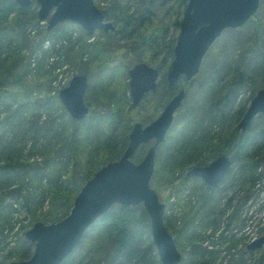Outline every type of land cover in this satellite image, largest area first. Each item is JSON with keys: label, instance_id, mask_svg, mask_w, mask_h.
<instances>
[{"label": "rangeland", "instance_id": "rangeland-1", "mask_svg": "<svg viewBox=\"0 0 264 264\" xmlns=\"http://www.w3.org/2000/svg\"><path fill=\"white\" fill-rule=\"evenodd\" d=\"M147 1L149 3L143 5L140 0H97V4L108 9L123 4L119 8L129 15L139 18L147 32L165 26L167 27L165 39L173 38L176 42L181 20L179 7L176 8V0ZM17 5L20 6L19 4ZM21 7L27 8L25 11L29 12V15L33 14L36 16V20L33 19L31 22L28 20L27 23L26 15L22 13L20 15L22 16L20 24L14 29V33H19V37L17 38L14 35L15 39H13L6 36L5 50L1 57L5 59L7 66L12 65L9 68L13 69L12 73L18 72L20 74V87L22 88L18 90L17 97L14 100H12L13 98L8 100V102L10 101L9 107L6 104H0V118H4L8 114L7 109L12 112L21 103H28L29 107L22 106L16 113L17 121L21 123L25 119L32 120L29 117H34L33 119L44 122L61 113L60 108L58 109L56 106L55 109L57 110L55 111L53 109L54 106L51 105H55L54 98L51 95L53 90L52 81L59 79L60 82L62 79L68 78V82L61 86V88L66 87L72 77L85 71L86 67H81L82 61L80 59V52L83 50L84 43L94 42L97 39L104 41L106 38L104 39L100 36L101 30H96L92 35H88L82 27L69 20L61 21L51 29H47V21L44 22L38 19V3L32 1L28 6ZM175 8L177 9V15ZM2 15L3 13L0 12V17ZM16 16H18L16 12L9 15L13 24L17 21ZM254 17L256 21H253ZM108 21L112 22L111 20ZM11 31L12 29L10 28L5 32ZM46 40L50 42L48 48L45 47ZM122 42L124 41L122 40L120 43ZM7 48H9V51L6 50ZM95 48L96 46H90L91 51H95ZM36 50H39L37 55H35L36 62L34 66L36 67H32L29 57ZM42 51L45 53H42ZM89 57L90 53H85L82 60L87 61ZM62 60H66V63L70 64L62 65ZM91 70L92 73L88 76V82L92 88L91 90L86 89L84 92V102L87 105L89 104V111L85 117L81 120L72 119L76 123H69L66 116L69 114L64 109L66 113L63 116L64 120L61 121L62 117L56 116L55 121L57 123L53 126V128L57 129L62 128L60 132L54 130L49 132L46 137V133L41 127L37 126L36 132L33 129L29 130L25 135L26 142L23 149L21 148L17 153H14L15 155L11 158H14L12 161L16 159L21 163L36 164L45 162L49 167L53 165L55 172L50 184L47 175L48 171L40 174L36 169H29L27 172L21 170L19 175L6 184L7 187H1L0 264H9L15 261L18 250H22L24 255L30 258L34 251V243L26 239L25 231L37 221H46L45 223L47 224L51 223L47 221L51 220L54 214L58 218L62 216L61 213L57 214L56 211L53 212L51 210L49 187H63L61 192L70 197L76 188L75 182L69 180L73 168L76 167L78 169L75 163L79 162L82 164L86 168L85 173L94 174L97 169L106 164V160L113 152L114 143L120 144L121 137L118 133L121 129V124H125L123 125L125 127L130 125L127 132L129 133L135 122L144 123V112L140 109V104L136 105L134 106L136 112L130 113L119 120V123L116 124L112 131L116 136H112L113 138L109 139L110 128L115 123L111 108L119 106L120 113L123 114L129 110L126 100L131 103L128 69L125 75L115 74L111 67H103L102 69L91 67ZM217 73L218 76H216ZM239 73H241V80L245 85L237 99L234 101L223 100L220 103L213 104V113L217 119L216 123L213 124V141L219 143L220 146H224L225 141L221 139H224L228 130L237 129L235 130V132H238L237 134L242 132L241 129L237 128L241 119L238 117L239 109H241L242 104L245 105L246 99H248L249 103L255 93L264 87V0H260L259 6L251 19L241 26L224 29L212 43L203 56L198 73L194 76L192 82L185 87L186 95L174 118H178L179 113L185 109L196 106L203 98L201 85L203 84L202 79L206 76L213 75V82L218 83L221 87V85H227L233 80H237ZM159 79L155 91L148 94V96L154 94L155 96L153 97L156 102L160 99L159 95L165 90L164 84L159 83ZM8 82L9 79L5 77V70H3L0 73V89L5 90L7 86L10 87ZM180 82H183V79ZM10 89L13 90L14 87ZM179 91L180 89H178L177 93ZM40 100L42 101L39 102ZM92 103L95 105L99 103L100 110L98 109L96 115L101 117V121H91V118L96 113L92 110ZM164 106L155 108L151 118H149L150 120L148 119L149 122L159 116ZM27 108L30 109L28 110ZM260 115L262 116L255 118L250 123L252 133L259 134L257 141L263 144L259 154L264 151V132H261V121H264V119L262 120L264 113H260ZM78 121H83L84 126L90 128L91 132L94 133V139L89 146L80 150L77 156L73 154L70 143H75L78 140L77 133L73 132V129L77 127ZM70 132L72 134L67 137V133ZM220 135L223 138L220 139ZM9 138L13 140L14 136ZM19 141H17L19 146L24 144H19ZM152 142L139 146L135 153L138 151L142 158ZM235 146L232 143L226 148L225 152L230 157L237 150ZM215 150L212 149L208 162L219 154H216ZM251 150L253 151V147H251ZM208 152V149L202 151L201 160ZM259 154L256 153L255 158L259 159ZM0 159H6V157H1ZM186 160L188 161L187 164L175 169V181L173 183L157 184L154 178L151 180V186L155 189L160 202L165 205L164 213L170 218L171 223L168 226L172 230L171 234L173 237H178L177 249L181 256L179 264H258L264 252V242L260 247L253 250H248L247 245L264 236V174L253 187L251 182L248 180L243 182V178L238 177L239 167L237 163L234 162L232 164L219 191L222 195L220 204L213 209L212 219L215 221L210 225L200 227L197 236L194 238L199 251L192 252L193 247L191 244L187 245L184 242L185 236L180 232V228L183 225L184 205L187 204L188 208L196 209V198L189 195V187L199 184V182L194 181L198 178L190 177L189 179H193L186 183L187 189L179 191V194L172 193L173 187L179 184L182 175L190 167L198 165V162L190 158V156ZM263 170L264 166L259 165L257 171L262 174ZM41 177L46 178V180H41ZM198 180L201 181V179ZM83 184L81 185L83 186ZM14 187H22V192H10V189ZM6 189H8L7 193L4 192ZM249 193L251 194L248 199L239 204L240 198ZM178 199L181 200V205L176 204ZM68 205L66 204V211L68 210ZM89 227L86 229L87 232L90 229ZM96 236L97 234L91 232L88 244ZM145 237L138 238L139 250H146L150 245L148 240L152 241L151 234L150 238H147L146 235ZM99 239L101 242L99 243L100 246L97 244L98 251L103 252L106 243L103 237ZM81 245L79 247L76 246L72 253L76 259H81L82 257L87 259V244L83 241ZM150 249V247L147 249L149 254L151 253Z\"/></svg>", "mask_w": 264, "mask_h": 264}, {"label": "trees", "instance_id": "trees-1", "mask_svg": "<svg viewBox=\"0 0 264 264\" xmlns=\"http://www.w3.org/2000/svg\"><path fill=\"white\" fill-rule=\"evenodd\" d=\"M140 2H142L143 5L149 3L147 0H140ZM175 3L177 4L176 8L179 7L178 10L182 15L185 4L184 1L176 0ZM122 5L119 4L115 7H110L111 9H102L105 18L107 20H111L115 28L107 32L100 31V36L104 39L106 38L104 41H99L97 39L94 42L84 43V47L82 48L83 50L81 49L82 52H80V59L82 61L81 67H86L83 73L87 76L92 73L91 67H95L97 69L111 67L115 74L122 75H125L127 69L138 62H145L158 67L160 70L159 83L164 84L165 90L161 95H159L160 99L157 100V102L153 97L155 95L151 94L149 95L151 97L145 95L139 105L140 109L144 112V123H147L149 122V118H151L155 108L157 109L158 106H164V104L170 99L171 95L177 92L181 85L187 87L192 82L193 78L190 82L182 83L180 86L177 85L176 87H169L167 85L165 80L166 71L169 69L171 60L173 59V49L175 45L174 39H165V35L167 33V27L165 26H162V28H156L154 31L147 32V29L143 27L139 18L129 15L119 8ZM147 7L149 6L147 5ZM25 9L27 8L18 6L13 0H0V12L3 13L0 17V73L5 70V77L9 79L8 84H10V87L7 86L5 90L0 89V104H6L8 105L7 107H9L10 103L8 100L10 98H13L12 100H14L15 97H17L18 90L22 88L20 87L21 76L18 72L12 73L13 69H9L12 65L7 66L5 59H3L1 55L5 50L4 46L6 36L12 37L13 39H15L13 37L14 35L17 38L19 37V33H14V29L20 24V19L22 18L20 15L22 13L26 15V17H24L27 19V23L28 20H30V22L33 19L36 20V16L33 14L29 15V12H26ZM15 12L18 13V16H16V23L13 24L9 15ZM253 21H256L255 17L253 18ZM175 22L177 21L175 20ZM255 23L257 24V22ZM10 28L12 29L11 32H5ZM122 40L124 42L120 43ZM90 46H96L95 51H91ZM98 47L100 48L97 49ZM6 50L9 51V48ZM85 53H90V57L87 61L82 60ZM61 63H66V60H62ZM67 64L70 63L67 62ZM216 76H218V73ZM212 77L213 75H208L202 79L203 84L201 85V94L203 95V98H201L196 106L187 108L183 112L179 113V117L174 119L170 129L168 130L166 140L156 150L152 179L154 178L157 184L173 183L175 181V169L187 164L188 161L186 158L188 156L196 160L198 164L204 165L208 163V158L211 156L212 149H216V154L221 153L224 152L232 143L236 145L235 147H237L236 152L232 155V159L239 167L238 177H242L243 182L248 180L254 187L256 182L264 174V170L262 174L257 171L259 165L264 166V151L259 154L260 150L263 148V144L257 141L260 135L252 133V127L249 126L245 132H241L240 134H237V131L235 132L237 129L228 130L224 139H221L223 136L220 135V139L225 141L224 146H220L219 143H215L213 141V124L217 121L213 113V104L220 103L223 100H236L245 84L241 80V73L238 74L237 80H233L227 85H221V87L218 83L213 82ZM11 87H14V89L11 90ZM91 88V84L88 83L87 89L91 90ZM41 101L42 100L39 102ZM54 101L55 105H51L54 106L53 109L55 111L57 110L55 109L56 106L58 109L60 108L61 113H58L56 116L62 117V121L64 120L63 116L66 115V113L64 112V108L57 97H55ZM126 102L129 106L128 112L121 114L119 106L111 108V113L113 114L115 123L110 128L111 132H109V139L116 136L112 131L116 124L119 123V120L123 119L130 113L136 112L130 101L126 100ZM244 103L245 105L242 104L241 109H239V118L242 117L246 110L248 99H246ZM22 106L29 107L28 103H21L19 107L12 112H9V109H7L8 114H6L4 118H0V158L6 157V159H0V190L2 186H6L11 179L19 175L21 170L27 172L29 169H36L40 174L48 171L47 175L50 184L55 172L54 166L52 165L49 167L45 162L32 164L21 163L16 159L15 161H12L14 158H11L15 155L14 153H17L21 148L23 149L26 142L25 135L29 130L33 129L36 132L37 126L41 127V129L45 131L47 137L49 132H53L54 130L60 132L62 129L53 128V126L57 123L55 121L56 116H53L44 122H39L38 120L33 119L34 117H29L32 118V120L25 119V121L19 123L16 119V113ZM91 106L92 110L96 112L94 117L91 118V121H101V117L96 115L98 109L100 110L99 103L96 105L92 103ZM66 116L67 122L76 123V121H73L70 116ZM261 116L262 115L258 117ZM263 119L264 116L262 117V120ZM261 124V132H264V121H261ZM121 125V129L118 133L121 137L120 144L117 145L114 143L113 152H111V156H109L106 160L107 162L118 159L127 145V132L130 125L126 127L123 126L125 124ZM73 130V132L77 133L78 140L75 143L71 142L70 148L72 149L73 154L78 156L80 150H83L86 146L91 144L94 139V133L91 132L90 128H86V126H84L83 121H78L77 127ZM71 134L72 132L67 133V137H70ZM8 135L9 137L14 136V139L11 140ZM33 138L35 139V137ZM18 140H20L19 144H24L19 146L17 143ZM251 147H253V151L251 150ZM204 149H208L209 152L207 155H204V158L201 160L200 156ZM256 153L259 154V159L255 158ZM132 159L134 162L141 160V155L138 151L134 154ZM75 166H78V169L74 167L71 176H69L70 178L68 177L69 180H72L76 184V188L70 197L61 192L63 187H49L51 210H53V212L56 211L57 214L61 213L62 216L58 218L54 214L51 220L47 222L59 221L69 213L74 198L82 187L81 184L85 183L90 178V175H93L85 173L86 168H84L79 162H76ZM91 172L93 173V171ZM191 180L192 179L186 178L185 175H182L179 184L173 187L172 193L179 194V191L187 189L188 186L186 183ZM194 181L199 182V184L189 187V195L196 198V209L192 207L188 208L187 204H185L186 206L184 205L183 225L180 228V232L185 236L184 242L187 245L191 244L193 247L192 252H197L199 249L198 245L194 242V238L197 236L198 230L201 226L210 225L215 221L212 219L214 214L213 209L220 204L219 202L222 195L219 192L215 193L216 189L208 187L204 182L198 179H195ZM7 191L8 189L4 192L7 193ZM10 192L21 193L22 187H14L10 189ZM250 194L251 193L243 195L239 200V204H242L245 200H247ZM66 204L68 205L67 211ZM176 204L181 205V200L178 199ZM164 223L167 230L172 233L171 228L168 226V224L171 223L170 218L165 214ZM89 228V231L84 232L81 240L76 246H82L81 244L85 241L87 244V259L89 257L90 258L88 260L84 257L76 259L72 251L60 264H160L158 255L155 252L156 249L151 240H148V243L150 244L148 247L151 248L150 254L147 253L148 247L146 250L138 249V238L143 236L145 237V235L147 238H150V219L141 204H114L107 212L98 217ZM91 232H94L97 236L93 237V241H90L88 244L90 240L89 234ZM100 237H103L106 243V247L103 252L98 251V245L100 246L99 243L101 242L99 239ZM177 238V236L174 237L175 243L178 245L179 241H177ZM16 256L17 261L25 260L29 257L25 256L22 250H18ZM258 264H264V252L262 253Z\"/></svg>", "mask_w": 264, "mask_h": 264}, {"label": "water", "instance_id": "water-1", "mask_svg": "<svg viewBox=\"0 0 264 264\" xmlns=\"http://www.w3.org/2000/svg\"><path fill=\"white\" fill-rule=\"evenodd\" d=\"M20 6H28L31 0H14ZM39 20L47 19V29L57 23L70 20L88 34L95 30H113L112 22L105 20L104 13L93 0H35ZM260 0H187L180 22L179 33L173 49V59L166 73L169 86L181 76L189 81L199 71L203 56L228 27L243 25L256 12ZM129 92L132 104L137 105L146 92L155 91L159 75L156 67L145 62L136 63L128 70ZM88 85L87 76L75 75L68 86L59 91L61 103L74 119L81 120L89 111L83 96ZM185 96L182 88L165 104L157 118L142 126L135 122L128 134V143L121 156L104 164L89 178L74 198L69 213L58 222H35L25 232L27 240L34 243V251L27 260L9 264H60L81 240L86 229L112 205L141 204L150 219V234L161 264H179L181 256L175 239L164 223V203L159 201L150 185L154 172L156 148L165 141L177 109ZM264 113V87L259 89L238 123L245 131L253 118ZM153 139L142 159L132 156L140 145ZM231 160L226 154L218 155L207 165L192 167L187 176L201 178L209 186H216L225 176ZM264 236L247 246L252 250L260 247Z\"/></svg>", "mask_w": 264, "mask_h": 264}, {"label": "flooded vegetation", "instance_id": "flooded-vegetation-1", "mask_svg": "<svg viewBox=\"0 0 264 264\" xmlns=\"http://www.w3.org/2000/svg\"><path fill=\"white\" fill-rule=\"evenodd\" d=\"M183 1H184V3H185V4H184V7H185V6L187 5V0H183ZM134 65H135V64H134ZM134 65H133V66H134ZM133 66H132V67H133ZM150 66H153V65H150ZM153 67H156V66H153ZM130 68H131V67H130ZM130 68H128V70H129ZM156 68L158 69V72H159L158 78H160V70H159L158 67H156ZM77 75H78V74H77ZM158 78H157V81H156V86L158 85ZM180 81H181V79L178 80L174 85H172V86H170V87H176V86L178 85V83H180V85H181L182 83L190 82V80H189V81H186L185 79H183V82H180ZM167 85H168V84H167ZM180 85H179V86H180ZM168 86H169V85H168ZM185 87H186V86H182V85H181L178 89H180V90H181L182 88L185 89ZM151 92H152V91H151ZM149 93H150V92H146V93H144V95L142 96V99L140 100V102L143 100V98L145 97V95H148ZM176 93H177V92L173 93V94L171 95V97H172L174 94H176ZM185 95H186V94H185ZM130 97H131V96H130ZM171 97H170V99H171ZM184 97H185V96H184ZM83 99H84V96H83ZM170 99H169V100H170ZM183 99H184V98H183ZM169 100H168V101H169ZM131 101H132V100H131ZM168 101H167V102H168ZM140 102H139L137 105H139ZM86 105H87V104H86ZM135 106H136V105H135ZM258 116H260V113H259L258 115H256V116L253 118V120H254L255 118L257 119ZM174 119H175V118H174ZM174 119H173V121H174ZM240 120H241V119H240ZM150 122H151V121H150ZM150 122H147V123H142V122H141V123H142V126H145V125L149 124ZM172 123H173V122H172ZM249 126H250V124L248 125V127H249ZM248 127H247V128H248ZM237 128H238V125H237ZM245 131H246V130H245ZM245 131H244V132H245ZM165 140H166V139H165ZM150 141H153V139H151ZM150 141H149L148 143H150ZM162 143H164V142H162ZM162 143H161V144H162ZM161 144H159L158 147H159ZM158 147H157V148H158ZM157 148H156V150H157ZM225 151H226V150H225ZM225 151L219 153L218 155H220V154H226V155H227V153H226ZM155 155H156V152H155ZM218 155H217V156H218ZM217 156H216V157H217ZM227 156H228V157L230 158V160H231V165H230V167L228 168V171H227V173L225 174L224 178H223V179H222V180H221L216 186H209L207 183H205V182H204L201 178H199V177H196V176H187V172H188L192 167H194V166L190 167V169H189L184 175H185L186 178H188V179H189L190 177H195V178L201 179V181L204 182L208 187H211V188H213V189H216L215 193H217V192L220 191V188H221V186H222V184H223L222 182H223L224 179L227 177V175H228V173H229V171H230V169H231V166H232V164L234 163V162H233V159H232V156H231V157H230L229 155H227ZM216 157H215V158H216ZM215 158H214V159H215ZM214 159H213V160H214ZM213 160H211V161H213ZM211 161H209L208 163H206V164H204V165L209 164ZM40 163H41V162H40ZM154 165H155V158H154ZM198 165H200V164H198ZM198 165H195V166H198ZM192 179H193V178H192ZM41 180L44 181V180H46V178H42V177H41ZM18 230H19V229H18ZM15 261H17V260H15ZM15 261H14V262H15ZM18 261H19V260H18Z\"/></svg>", "mask_w": 264, "mask_h": 264}, {"label": "built area", "instance_id": "built-area-1", "mask_svg": "<svg viewBox=\"0 0 264 264\" xmlns=\"http://www.w3.org/2000/svg\"><path fill=\"white\" fill-rule=\"evenodd\" d=\"M49 44H50L49 41H46V42H45V47L48 48V47L50 46ZM33 64H34V63H33ZM66 81H67V78L62 79V81H60V82H59V79H58V80H54V81L52 82V85H53L55 88H57V87L59 88L60 85L64 84ZM54 92H55V91H53L52 94H54Z\"/></svg>", "mask_w": 264, "mask_h": 264}]
</instances>
